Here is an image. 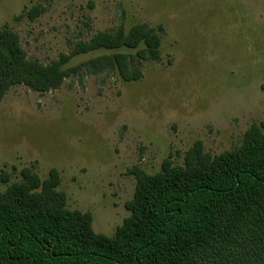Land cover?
<instances>
[{"label":"rangeland","instance_id":"374dc122","mask_svg":"<svg viewBox=\"0 0 264 264\" xmlns=\"http://www.w3.org/2000/svg\"><path fill=\"white\" fill-rule=\"evenodd\" d=\"M39 3L32 21L24 13ZM138 23L162 36L161 59L144 63L141 80L84 68L57 90L19 85L0 101V171L13 182L24 168L42 179L57 169L69 209L91 212L108 237L130 216L135 168L182 165L197 141L212 155L233 150L264 122V0H0V30L43 64Z\"/></svg>","mask_w":264,"mask_h":264},{"label":"trees","instance_id":"16d2710c","mask_svg":"<svg viewBox=\"0 0 264 264\" xmlns=\"http://www.w3.org/2000/svg\"><path fill=\"white\" fill-rule=\"evenodd\" d=\"M44 12L39 3L24 14L33 21ZM161 50L160 31L138 23L100 31L43 64L4 28L0 101L19 85L57 90L84 68L139 81L144 63L159 61ZM100 52L69 66L74 57ZM133 172L130 216L108 237L94 230L91 212L69 209L57 169L42 179L24 168L13 182L0 171V264H264V122L252 124L233 150L212 155L197 141L182 165L168 159L155 174Z\"/></svg>","mask_w":264,"mask_h":264},{"label":"water","instance_id":"95a60500","mask_svg":"<svg viewBox=\"0 0 264 264\" xmlns=\"http://www.w3.org/2000/svg\"><path fill=\"white\" fill-rule=\"evenodd\" d=\"M185 203V202H184ZM178 213H180V210L178 211ZM164 236V232L161 233V236L159 239H161Z\"/></svg>","mask_w":264,"mask_h":264}]
</instances>
